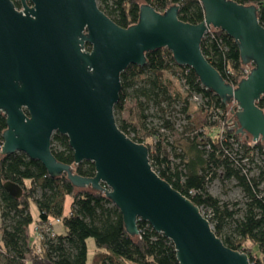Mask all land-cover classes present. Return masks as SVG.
Listing matches in <instances>:
<instances>
[{
    "label": "water",
    "instance_id": "water-1",
    "mask_svg": "<svg viewBox=\"0 0 264 264\" xmlns=\"http://www.w3.org/2000/svg\"><path fill=\"white\" fill-rule=\"evenodd\" d=\"M198 1L204 16L197 24L180 20L176 4L158 12L145 3L137 21L121 27L96 0H20L21 9L0 0V112L6 123L0 152H22L49 176L66 174L73 186L103 192L128 234L138 235V221L148 223L172 242L178 264H249L245 252L225 245L199 207L153 170L147 146L120 130L113 113L121 72L143 66L146 52L167 48L177 65L191 68L224 104L236 102L235 133L264 145V111L257 105L264 95V26L257 7ZM208 27L229 35L241 63L251 64L236 85L201 51ZM54 132L67 137L74 164L93 163V176L55 158ZM3 189L15 198L23 192L10 180Z\"/></svg>",
    "mask_w": 264,
    "mask_h": 264
},
{
    "label": "trees",
    "instance_id": "trees-1",
    "mask_svg": "<svg viewBox=\"0 0 264 264\" xmlns=\"http://www.w3.org/2000/svg\"><path fill=\"white\" fill-rule=\"evenodd\" d=\"M98 7L117 25L128 27L138 19L139 6L149 4L156 11L163 12L171 5H178V18L184 22L197 24L203 20V8L198 0H96ZM257 7L259 22L264 26V0H235ZM89 48V45H85ZM201 51L208 62L214 66L228 83L236 84L243 76V64L234 40L224 31L212 28L200 43ZM146 63L143 66L128 65L120 74L121 88L118 101L113 108L120 112L126 101V87L148 71L149 83L156 90H165L163 82L165 72L177 71V78L184 85L187 98L194 95L201 97L200 105L206 110L219 111L216 120L208 124L234 120V112L228 117L227 104L212 91L204 88L194 71L187 66L177 65L167 48H158L145 53ZM185 80V81H184ZM184 81V82H183ZM155 96L158 92H153ZM141 94L148 97L146 89ZM159 101H157L158 103ZM257 105L264 111V95ZM186 106L181 108L185 111ZM210 114L208 117H213ZM206 121V118L204 119ZM115 122L127 136V125ZM171 123L164 119L158 129H170ZM6 128L5 115L0 112V145L2 131ZM146 129V128H145ZM152 130L143 133L142 138L129 136L133 141L143 143L148 149V158L153 170L174 189L189 198L199 209L208 207L215 219V234L228 247L243 251L249 258V264H264V166L256 164L257 174L251 175V164L254 154L259 153L264 162V145L257 141L253 146L241 140L243 135L236 134L233 125L223 132V139H211L201 133L186 135L179 140V152L182 166L173 164L169 153L161 145V140L144 141L146 138L159 135ZM145 138V139H144ZM232 138L236 147L228 142ZM185 139V140H184ZM185 141V142H184ZM176 147V146H175ZM173 146V149L175 148ZM176 147V148H177ZM175 151V150H174ZM51 152L58 161L69 164L73 171L82 176H93L94 165L84 160L74 164L73 152L65 135L54 132L51 137ZM246 160L243 162V159ZM222 167L226 178H234L245 196V207L239 218H234V211L210 195L206 183L215 177V169ZM7 180L22 186L19 198L12 197L3 189ZM28 182V185L25 182ZM42 190L40 198L33 196V190ZM72 198L70 213L63 214L64 198ZM0 211L1 217L11 219L8 226H2L0 246L4 249L3 264H178L172 242L162 234L155 232L144 221L137 222L138 235L132 236L125 230L122 217L117 207L101 191L89 186H73L66 174L49 176L42 164L29 159L22 152L1 154L0 152ZM37 206L38 217L30 214V203ZM5 209V210H4ZM49 217L60 219L64 232L56 235L54 241L43 244L38 251L35 246L25 244V229L34 224L45 223ZM211 222L210 219H208ZM226 224L228 232L221 235ZM92 237L96 247L89 256L85 240ZM258 252V254H255Z\"/></svg>",
    "mask_w": 264,
    "mask_h": 264
},
{
    "label": "rangeland",
    "instance_id": "rangeland-1",
    "mask_svg": "<svg viewBox=\"0 0 264 264\" xmlns=\"http://www.w3.org/2000/svg\"><path fill=\"white\" fill-rule=\"evenodd\" d=\"M248 68H251V66H248ZM176 73L178 72L168 71L164 73L162 80L164 84L167 85L165 90H156L152 88V85L149 83L150 74L148 71L141 77L136 78L131 86L126 87L124 108L120 112L114 111V118L118 122H123V124L127 125V132L130 137L134 136L138 139L142 138L143 133L146 131L151 132L152 130H157L163 123V120L167 119L172 125L170 129L160 128L158 129L159 135H154L146 139L144 138V141L154 142L160 139L161 145L169 153L168 158L172 160L173 164L182 166L181 158L174 155V153L179 152V148L177 147L179 140H183L186 135L191 136L195 133H201L211 139H217L220 137L221 126H219V124H208L209 121L216 120V115L219 114V111L206 110L200 105L199 101L190 97H188L186 101L187 92L182 82L177 78ZM141 89L147 90L148 97L141 94ZM156 91L158 92L157 96L153 93ZM157 101L159 102L157 103ZM183 106H186V108L184 112H181L180 110ZM227 107L231 108L232 106L230 105ZM209 114L210 116L211 114L215 115L209 118ZM230 115L231 112H228L227 116L229 117ZM205 118L206 121H204ZM241 140L251 144L249 135H243ZM173 146L177 148L175 147L173 149ZM254 162L255 164L250 165L252 169L250 172L251 175L257 174L256 164L264 166V162L259 153L254 154ZM215 173V177L211 180L209 179L206 183L207 191L210 195L217 198L220 204H225L229 210H233L235 212L234 218H239L246 202L241 187L234 178L225 177V170L222 167L216 168ZM25 184L28 185V182L26 181ZM41 194L42 190L39 187L33 190V196L35 198H40ZM0 205H2L1 201ZM200 212L205 218L211 220L210 225L212 229H214L216 221L213 219L212 210L208 207H201ZM30 214L33 219L37 216V206L34 202L30 203ZM10 222L11 219L9 217H1L0 211V232L2 226H8ZM230 225H225L224 229L221 231V235L229 231L228 227H230ZM34 227L35 225L32 224L25 229V244L35 246L38 251L43 244L48 241H54L56 235L60 234L57 233L56 230L53 231V236L44 234L43 232H45V230L42 231L43 234H36ZM255 254H258V252H255ZM5 260L4 249L0 246V264H3Z\"/></svg>",
    "mask_w": 264,
    "mask_h": 264
},
{
    "label": "built area",
    "instance_id": "built-area-1",
    "mask_svg": "<svg viewBox=\"0 0 264 264\" xmlns=\"http://www.w3.org/2000/svg\"><path fill=\"white\" fill-rule=\"evenodd\" d=\"M212 28L213 27H208L207 28V30H206V32H205V34L206 33H211V30H212ZM248 66H251L250 64H248V65H243V72H242V74H243V77L244 76H246V74L249 72V70H250V68H248ZM189 70V67L185 70V72H187ZM185 81V80H184ZM183 81V82H184ZM232 85H236V84H234V83H231ZM194 100H196V101H199V103L200 102H204V103H206L205 101H202L201 100V97H199L198 95H194L193 97H192ZM232 106L231 108H232V110L234 111L235 109H238V107H237V104H236V102H231V103H229V104H227V106ZM231 108H229V111L228 112H231L230 111V109ZM228 112L226 113V115L228 114ZM232 120H228L227 121V125H228V127L227 126H225V122H220L219 121V126H221V133H220V137L218 138L219 140H221V139H223V132L224 131H226L227 130V128H231L232 127ZM230 123V124H229ZM250 140H251V146H253L257 141H253L251 138H250ZM228 142H231L232 143V145L233 146H237L238 144L235 142V140H233L232 138H229L228 139ZM0 149H1V145H0ZM264 150V149H263ZM246 160V158H244L243 159V162ZM55 221L56 222H59L60 221V219H55ZM147 225H149L148 223H147ZM34 230H35V232H36V234H39V233H41V234H49L50 236H53L54 235V230L51 228V223L49 222V219L45 222V223H43V224H39V225H35V227H34ZM43 230H45V232H43L42 233V231ZM46 232H48V233H46ZM40 234V235H41Z\"/></svg>",
    "mask_w": 264,
    "mask_h": 264
},
{
    "label": "crops",
    "instance_id": "crops-1",
    "mask_svg": "<svg viewBox=\"0 0 264 264\" xmlns=\"http://www.w3.org/2000/svg\"><path fill=\"white\" fill-rule=\"evenodd\" d=\"M71 204H72V198L68 195L65 196L64 198V204H63V214L64 215H67L69 214L70 212V209H71ZM38 217V210H37V216L35 217V219H37ZM49 222L51 223V226L53 228V230H56L57 233H63L64 232V227L61 223V221L59 222H56L54 217H49ZM86 247L88 249V254L89 256H91L93 250L95 249L96 247V244H95V241L92 237H88L86 240Z\"/></svg>",
    "mask_w": 264,
    "mask_h": 264
},
{
    "label": "flooded vegetation",
    "instance_id": "flooded-vegetation-1",
    "mask_svg": "<svg viewBox=\"0 0 264 264\" xmlns=\"http://www.w3.org/2000/svg\"><path fill=\"white\" fill-rule=\"evenodd\" d=\"M12 2L14 3V5H15V7L17 8V9H21L22 7H21V2H20V0H12ZM88 49V48H87Z\"/></svg>",
    "mask_w": 264,
    "mask_h": 264
}]
</instances>
